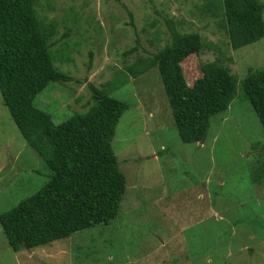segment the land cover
I'll list each match as a JSON object with an SVG mask.
<instances>
[{
    "label": "rangeland",
    "instance_id": "rangeland-1",
    "mask_svg": "<svg viewBox=\"0 0 264 264\" xmlns=\"http://www.w3.org/2000/svg\"><path fill=\"white\" fill-rule=\"evenodd\" d=\"M208 2L36 0L38 16L56 25L54 65L70 80L49 82L34 104L56 124L88 106V83L124 101L110 144L125 187L108 223L47 244L12 251L0 229V264H264V133L239 83L264 67V37L230 48ZM170 26L203 42L181 61L188 84L200 63L218 60L236 78L227 108L196 142L179 139L156 67L136 77L125 70L168 41ZM49 174L0 97V212Z\"/></svg>",
    "mask_w": 264,
    "mask_h": 264
},
{
    "label": "trees",
    "instance_id": "trees-1",
    "mask_svg": "<svg viewBox=\"0 0 264 264\" xmlns=\"http://www.w3.org/2000/svg\"><path fill=\"white\" fill-rule=\"evenodd\" d=\"M35 2L0 0L1 102L25 143L50 171L39 189L0 212V229L12 251L108 223L119 211L125 187L110 144L118 118L127 108L124 101L88 83V106L56 124L34 104L36 94L49 82L70 80L54 65L50 50L56 25L43 22ZM205 9L221 15L219 24L232 49L264 37L261 0H213ZM202 46L198 33H181L170 26L168 41L151 57L125 66L131 77L156 67L182 142L201 140L209 117L225 110L235 92L236 78L219 60L200 63L199 75L190 84L185 81L181 61ZM239 83L264 133V67L249 69Z\"/></svg>",
    "mask_w": 264,
    "mask_h": 264
},
{
    "label": "crops",
    "instance_id": "crops-1",
    "mask_svg": "<svg viewBox=\"0 0 264 264\" xmlns=\"http://www.w3.org/2000/svg\"><path fill=\"white\" fill-rule=\"evenodd\" d=\"M153 262V261H152Z\"/></svg>",
    "mask_w": 264,
    "mask_h": 264
}]
</instances>
